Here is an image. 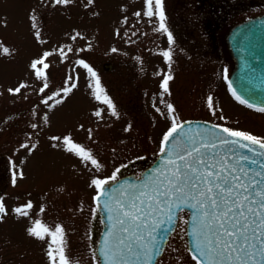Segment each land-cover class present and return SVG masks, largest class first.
Returning <instances> with one entry per match:
<instances>
[{"label":"rangeland","instance_id":"1","mask_svg":"<svg viewBox=\"0 0 264 264\" xmlns=\"http://www.w3.org/2000/svg\"><path fill=\"white\" fill-rule=\"evenodd\" d=\"M164 7L174 36L171 46L167 34L155 30L158 18L143 14L144 0H94L92 4L74 0L69 5H56L54 0H0V43L11 50L10 55H0V197L8 209L0 222V264H49L50 239L41 241L26 231L37 219L53 228L63 225L74 264H101L97 243L103 224L99 210L94 211L96 191L90 181L123 165L118 177L139 174L153 162L171 124L167 103L175 107L181 121L207 119L264 137V113L240 104L224 78V70L228 78L235 67L227 42L230 28L264 13V0H164ZM30 15L37 17L43 42L34 38ZM76 32L80 37L73 41L70 37ZM68 45L73 51L67 58L62 60L55 52L48 58L49 89L40 94L42 82L32 75L30 62L44 51ZM169 47L174 78L169 84L171 94L162 95L160 82L169 68L160 52ZM79 59L95 69L118 116L94 99L91 78L75 63ZM73 68L79 77L77 87L62 104L43 105L44 96L62 87ZM22 81L29 86L21 94L6 91ZM208 96L213 97L215 116L207 107ZM97 109L104 110L102 118L94 116ZM45 113L47 123L42 119ZM32 123L39 126L32 129ZM68 134L92 150L103 165L99 172L50 139ZM22 142L37 147L28 153L20 149ZM13 164L24 172L15 185ZM28 200L34 205L30 216L18 217L12 209ZM188 215L186 210L180 213L156 264H195L183 223Z\"/></svg>","mask_w":264,"mask_h":264},{"label":"snow or ice","instance_id":"2","mask_svg":"<svg viewBox=\"0 0 264 264\" xmlns=\"http://www.w3.org/2000/svg\"><path fill=\"white\" fill-rule=\"evenodd\" d=\"M54 3L69 5L74 0H54ZM92 3L94 0H88V4ZM144 5L143 14L149 19L158 18L159 24L155 30L166 33L171 46L174 36L166 24L164 0H144ZM135 15L140 16L141 13ZM29 18L31 28L35 30L34 38L41 41L37 17L30 15ZM78 37L80 33L76 32L70 39L75 41ZM72 51L70 45L61 46L54 51H44L30 62L32 75L42 82L40 94H46L49 89L48 58L55 52L63 60ZM10 54V48L0 43V55ZM160 55L167 63L169 72L163 75L159 87L162 95H170L169 84L174 78L170 71L172 48L161 51ZM75 63L91 78L89 87L94 99L105 105L112 116H118L116 105L103 88L95 69L84 59ZM78 78L73 68L66 76L64 85L45 95L41 103L49 108L62 104L77 87ZM224 78L227 79V69L224 70ZM28 86L22 81L6 91L15 96ZM228 86L240 104L264 113V106L249 103L232 87V81H228ZM50 101L55 103L50 104ZM206 104L215 116L212 96L206 98ZM166 108L171 124L161 138L159 151L164 158L160 167L155 168L143 182L121 185L119 189H112L111 182L118 180L121 167L126 165L117 167L109 176L95 175L90 181L89 186L96 191L93 197L94 211L103 206L111 222L100 250L105 264H152L154 257L163 252L162 245L167 244L171 232L176 230L177 221L181 219L179 214L185 209L191 212L192 246L188 251L195 264H264V137L222 124H214L215 131L189 135L183 130L185 124L191 121L181 122L172 104L167 103ZM156 110L160 111L159 108ZM103 111L97 109L93 114L102 118ZM33 115H36L35 111ZM219 118L225 119L223 116ZM42 119L47 123L46 113ZM38 126L36 123L30 124L32 129ZM80 127L83 128V125ZM88 133L91 139V129ZM178 134L183 135V140H177ZM50 139L59 142L62 151L74 155L81 163L91 164L98 172L102 169L103 165L92 150L76 142L71 134L51 136ZM19 147L32 153L37 145L22 142ZM13 169L12 183L15 185L17 176L23 178L24 172L16 169L15 164ZM33 208L32 201L28 200L12 211L18 217H29ZM39 211L43 213L45 208L41 206ZM7 215L8 209L3 197H0V222ZM183 223L187 224L188 221L183 220ZM26 231L30 237L38 240L50 239L46 251L49 264H74L67 253L68 242L63 225L56 224L53 228L37 219Z\"/></svg>","mask_w":264,"mask_h":264},{"label":"water","instance_id":"3","mask_svg":"<svg viewBox=\"0 0 264 264\" xmlns=\"http://www.w3.org/2000/svg\"><path fill=\"white\" fill-rule=\"evenodd\" d=\"M228 43L236 60V66L228 81H232V87L236 88L237 92L248 100L249 103L256 106H264V14L253 16L234 25L228 34ZM184 121H191L190 124H185L183 130L184 133L189 135H195L197 132L207 133L209 130L215 131L213 125L219 124L209 120L195 118L185 119L182 122ZM216 134L220 135L218 132ZM177 140H183V135L178 134ZM163 158V154L160 153L154 162L143 170L139 176L134 174L124 175L118 178L117 181L111 182V188L119 189L121 185L129 183L139 184L143 182L152 174L155 168L160 167ZM99 211L103 229L98 242V253L101 257V264H105L100 250L104 245L105 234L108 232L111 222L108 219L109 214L103 206H101ZM190 230L191 212L189 211L187 225L189 248L192 246ZM165 246L166 244L162 245L163 250ZM162 253L154 257L152 264H156L157 259Z\"/></svg>","mask_w":264,"mask_h":264}]
</instances>
